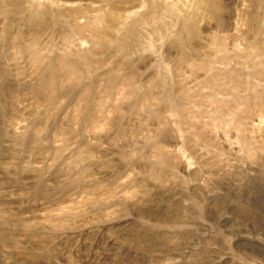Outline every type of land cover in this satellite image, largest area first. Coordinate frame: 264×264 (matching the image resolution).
<instances>
[{"label":"rangeland","instance_id":"374dc122","mask_svg":"<svg viewBox=\"0 0 264 264\" xmlns=\"http://www.w3.org/2000/svg\"><path fill=\"white\" fill-rule=\"evenodd\" d=\"M0 264H264V0H0Z\"/></svg>","mask_w":264,"mask_h":264}]
</instances>
